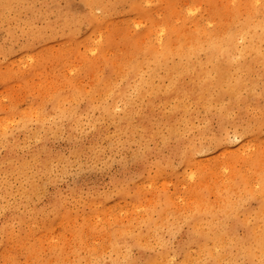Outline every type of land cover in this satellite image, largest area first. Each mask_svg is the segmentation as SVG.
Listing matches in <instances>:
<instances>
[{
	"label": "bare ground",
	"instance_id": "6f19581e",
	"mask_svg": "<svg viewBox=\"0 0 264 264\" xmlns=\"http://www.w3.org/2000/svg\"><path fill=\"white\" fill-rule=\"evenodd\" d=\"M153 1L167 12L149 0H0V246L71 233L44 256L27 248L26 263L264 264V1L242 13V1L217 11L205 0L207 18ZM119 15L144 30L113 59ZM71 168L109 187L81 178L63 191ZM99 220L112 222L104 234Z\"/></svg>",
	"mask_w": 264,
	"mask_h": 264
},
{
	"label": "rangeland",
	"instance_id": "374dc122",
	"mask_svg": "<svg viewBox=\"0 0 264 264\" xmlns=\"http://www.w3.org/2000/svg\"><path fill=\"white\" fill-rule=\"evenodd\" d=\"M205 0H199V4L198 6L194 5L193 0H178L176 2V8L179 11H183L186 15L188 16H196V17H203V18H207L209 17V13H213V11H208L207 7L204 4ZM238 1H242L244 4L241 5V11L242 13L244 12V10H246V8H248L249 5L251 4H261L262 1L264 0H257V2L255 3L254 0H231L230 2H227V0H217V3L215 4L217 11L223 9V8H233L235 6V3H237ZM147 6L149 5L148 8L150 9H157L159 11V14L164 15L167 12L166 9V5H156L155 1L153 0H149V2L146 4ZM247 5V6H246ZM244 6H246L245 8H243ZM160 7V8H159ZM97 15L101 16V12H97ZM138 19H135L134 21H128L127 18H123L122 15L119 16H113L110 18L109 20V29L112 30L113 35H112V39L111 42L112 44L115 45V47L113 49H109L111 51V54L113 55V59L117 56L123 55L126 53L127 50V46H128V42L129 40H131V36L136 35L141 33L144 30V24H139ZM214 25H210L207 26L209 28H215ZM99 38H97L98 40ZM52 50L58 48V44L57 42H54L51 47ZM85 44L81 45V52L85 51ZM92 54V55H91ZM91 54H88L89 58L93 59L96 57H99V54L97 53V51H93ZM17 69V65H14V70ZM93 78V73H86L83 74V76L81 77L80 81L81 84H83L85 87H87L91 80ZM1 91V90H0ZM22 103V102H21ZM28 103V102H27ZM26 103V105H27ZM8 104V100L7 99H3V105L6 106ZM240 141H236L233 144V146L231 148H235ZM121 154L125 155L123 152H120ZM121 154H115L112 156L113 160H115V163L113 165V167L111 168V173H116L117 171V163L119 162V160H121L124 156ZM81 178H84V181L89 184V186H87L88 188H92L93 186H96L94 184H92L95 181H98L97 183L99 184V190L103 191L105 189H107L108 186V176L105 174H102L100 171H96L94 173H80L77 168H71L69 170V172L63 176L62 178V182H61V189L63 191H66L68 188L71 189L73 188L75 185H79V180ZM111 201L115 202L118 200V198H116L115 196H113L111 199ZM119 207L124 206V202H118L117 203ZM47 212V209H46ZM107 221H103L101 222L100 220L96 222L97 225V230H99V232L101 234H104V230L108 229L109 226L112 224L109 223L107 225L106 223ZM47 224V223H45ZM65 229H67V225L63 226ZM47 229V225L46 227H41L39 228L36 232V236L38 237V233L40 231H44ZM69 229V227H68ZM18 234V228L15 227V231L13 233V238L16 237V235ZM61 236L62 235V226H58L56 227L53 231H48L46 233H43L42 235V240H43V244L40 245L38 242H36V239L34 237H27L26 234H24L22 236V240L21 243H5L4 246H0V249H2L3 247H6L7 252L8 253H14L16 252L18 254V260L21 264H29V262L26 263V254L27 252V248L31 247L32 245H36V248H34L33 250L37 253H39L40 257L44 256V254H47V250L46 248L48 247L47 241L48 240H52L53 242H56L58 239L61 241H66L67 243H69L71 241V233L67 232L65 234V236H63L65 239H63ZM90 238L92 239V241H95L97 239H99V237H94V234L92 232V234L90 235ZM47 244V245H46ZM1 253V252H0ZM30 259L32 261L38 259L34 256H32L30 254ZM1 264H9V263H3L1 262Z\"/></svg>",
	"mask_w": 264,
	"mask_h": 264
}]
</instances>
